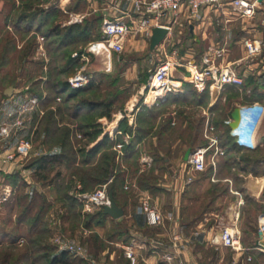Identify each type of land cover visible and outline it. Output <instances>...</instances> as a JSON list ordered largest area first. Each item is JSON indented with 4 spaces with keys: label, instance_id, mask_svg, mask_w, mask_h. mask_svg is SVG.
<instances>
[{
    "label": "rangeland",
    "instance_id": "rangeland-1",
    "mask_svg": "<svg viewBox=\"0 0 264 264\" xmlns=\"http://www.w3.org/2000/svg\"><path fill=\"white\" fill-rule=\"evenodd\" d=\"M24 1L25 0H18V4L16 0H0V101L4 98V93L6 89H9L11 91V94L16 90H20L21 93L24 92L25 94H27V97L33 95L37 96L36 93H41L42 98H44L45 96L52 97L56 94L51 87L53 81H63L67 77L73 75L76 70L81 67H83L87 72L94 71L95 68L97 69V73H93L92 75H94L93 78L97 79L95 80V83L97 81L100 82H97V91L94 93V95L92 93V98H95V100H99L100 98H107L106 89H109L110 93L111 91L116 93L117 90L115 86H119L121 84L115 83L114 76L117 74L116 69L112 68L111 70L110 68L109 71L108 67L105 68L102 65L103 57L89 55V60L88 62H86L85 65H83V63L81 62L80 64L77 63L74 68H72V71L69 74L57 76V74L52 73L51 68L60 67L62 64H64L66 58L64 57V59L58 62L56 61V63H54V60L52 59V57L54 56L53 48H55L56 46L48 45V43H50V38H44L39 32H35L34 29H29L27 31L24 26L20 30H15L13 27L16 21L15 14L18 11L16 12L13 9L11 10V5L12 3H15L14 7L16 8L21 4V2ZM54 1L55 0H30V3L32 5V9L42 7L43 9L48 10L51 8H56V4ZM76 1H78V6H83L81 0H73L67 6V8L73 6ZM67 8L65 9L68 10ZM109 10H111V8H109ZM62 12L64 13V11ZM63 13L62 15H59L54 18L55 23H64L60 24L61 26L68 25L66 23L72 20V18L65 19V14ZM95 15L96 14H93V16ZM110 15L109 17H111ZM179 22L181 23L180 27H182V30H180L181 32L172 34V38L175 36L178 37L180 41L178 43V46L176 48H166V46L164 52L159 51L153 55H150L149 59H146L147 61L145 62V64L147 65V69H150L151 72L154 66L160 60H164L166 58V55L170 57V54L173 50L176 51L175 55H172L174 56L173 59L185 62L189 59L199 61L202 53L207 49L206 45L208 43V40L206 38L205 40H202L203 43H196L191 40L190 35L187 32V24L189 22L193 23L194 18L188 19L184 16V18H180ZM233 23V27L235 28L236 32L238 30L240 32L236 35L237 39L241 38L244 35H248L243 30H241V23L244 22H241L239 19L234 20ZM176 29L177 26H174L173 30L175 31ZM208 30H210L209 32H212V28L209 27ZM180 45L182 47H179ZM81 46H83V44L77 47L71 46L65 50H68L69 52L73 53L74 50L78 51ZM228 49L229 50L227 59L236 61L234 63V67L237 71H239L240 74L244 73V64L248 65L250 63L255 62V60L253 59L243 58L245 56V52L242 48V45L237 42L231 43ZM61 51L63 50H58L56 53L60 54ZM61 55H63V52ZM120 55L122 54L120 53ZM110 57L111 59H113L114 57H116V53H112ZM181 57H183V59ZM237 60H239V62ZM175 68L177 69H174L172 74L174 76L179 72L178 67ZM252 70L253 71L251 73H254L256 71H254V69ZM106 71H109L107 72L109 73L108 75L103 74L106 73ZM99 73L103 74H101V78L99 77ZM251 73H244L245 78L243 80L242 85H240L239 87L226 86L222 91L223 97L212 106H209V101H203V98H199L196 95L192 94L193 92H190V90H185L186 92L184 91V94L173 93L170 97H167L166 95L167 99L165 100L164 98V100L160 101L164 103L158 109V113L162 114L163 116L157 122L155 129L152 133V136H155L157 139L156 145H153L151 147L147 145L146 148L152 149V154L158 155V157H161V155L167 156L171 160L170 164L172 165L174 170L187 169L195 177V180L199 181L198 185L195 184L189 189V191L187 192L188 196L184 199V217L189 220L203 218L204 211H212L214 214L218 215L214 216L207 214V223L217 221L219 222L220 227L224 225H230L232 213H230L229 215L226 212L228 210L229 203L234 200V194H232L230 190L232 188L233 190H235L236 188L241 187L247 177L245 173L241 172L238 169L240 167L238 161L246 156H250L252 158H260L264 156L263 119L258 130L259 145L257 147V150L252 153L232 150V152H230V155L232 156V159H234L235 162H231V166H224L222 164L223 156H220L218 161H220L221 163L220 166L217 168L215 178L213 176V172L209 175V171H205V173H198L192 171L190 169V166L188 164H185L187 162L182 160V155L185 149L188 148V146H190L191 148H195L205 143L203 129L207 117H209V121L214 126V133L219 136L220 134L224 133V128L220 124L221 119L225 115H227L229 111H232L236 104L245 100L258 99L259 95H261V98L264 101V78L259 81L256 79L258 78V75ZM254 88H256V91H253ZM125 94L128 95L129 93H119V95L122 97H125ZM54 100L55 101L52 102L49 99V101H47L45 105L43 104V107L45 108L43 111L54 110L58 103L59 105H62V109L63 107H65V104H62L60 97H57ZM75 101L76 100H72L71 103H74ZM116 105L120 106V104ZM40 108L42 109V107ZM40 108L38 107L37 102L35 110L39 111L40 114H42L43 111L40 110ZM32 111L24 115V119H27V123L23 126L21 130L15 131V129H13L10 136L0 138V152L3 150L4 156L7 152H12L19 138L24 137L28 138L31 141L32 150L29 156L24 159L17 158L14 161L15 166L20 165L19 169H21L22 166L28 164V162H30L32 158L39 156L41 153L46 151L57 150V145H55V142L58 138L64 136L66 129H69L68 139L70 140L73 149L83 147L85 149V139H83L80 136V133L75 130L76 124L74 123L77 122L73 121V119L70 118L69 115H67V111L60 112V114H58V116L56 117L58 122V129L55 134H52L49 131V134L47 135L42 134L41 131L44 128L43 126L48 124V121H45L44 118L40 119V114L39 116H37L36 120L32 119ZM99 118L100 117H98L97 119ZM168 121L169 123L167 124ZM11 123L6 122V124ZM77 134H79V136H77ZM1 136H3L2 133H0V137ZM95 162L96 158L93 163ZM131 163L132 162H123V165L125 167L127 166L128 169H130V171L128 172L129 176L134 174L135 169L137 168L133 164L131 165ZM123 165H121V161H119V168L125 169ZM72 169V167L67 168L65 166H55L49 171H46L45 177L47 180H51L55 173L60 172L59 178L54 183H60V185L67 186L68 183H71L70 181H73L70 186L71 189L68 191L70 194L73 195V193L75 192L74 187L77 184H80L81 189V183L78 180L77 176H73ZM151 170L152 169L149 168L150 173H153V171L151 172ZM262 170L264 171V164L261 165L258 169L259 172H261ZM24 173H28V171ZM32 180L33 182H35V185L39 189V191H41L42 194L48 196V201L52 205V208L47 211L44 217L46 219L45 223L51 230L50 235L44 233L48 243H52L53 245H55L53 242V234L56 231L66 241H69L70 243L79 246L81 248V251L87 256V259H89L91 264H131L130 260L125 257L123 248L107 241H104V244L108 246L103 251L96 253V255H89L88 246L87 243H85L86 239L88 238V235H90L89 232L84 231V229H82L80 226L75 228L71 227V223L69 221L73 220L72 216H69V218L66 219L61 218V213L64 210L60 207V202L57 201L58 199L55 194L57 192L53 190L52 187H50V184L42 185L39 181H35V178L33 177ZM44 181L45 183H48L46 182V180ZM202 183H204V185ZM214 184L216 185L214 186ZM96 187L98 186H95L94 189ZM16 189V193H19V191H25V188L20 186L19 181L17 183ZM134 190L136 191V193L134 192L132 196L128 193L126 194V196L125 194H123V200H125V198H130L129 200H127L135 202L133 200L135 199L138 204V192L135 188ZM245 207L242 206L241 215L239 218V221L241 223L240 229L242 236H247L248 234H251V232L254 231L255 226L257 228V219L259 216L256 217V214L258 211H260V209L257 208V205L255 204H251V207L248 206V208ZM18 211L19 208L17 205H15V200H13L12 203H5L0 207V261L2 258L1 256L4 253L9 252L11 254L9 260L13 262L16 257H18L21 253L25 251V246L27 244L26 240H24L23 243L20 244L16 241H10V238L13 237L12 235H14V233L20 235V237L23 238H26L30 235L28 231V226L26 224H16L14 221V215ZM32 211L35 212L36 207H34ZM92 211H94V209ZM112 219L114 220L111 221L113 224H111L110 221H107L104 227L97 229V232L102 236V238H104L107 231L114 230L115 226L127 225L128 228H131L132 226L129 223L128 219L125 217ZM116 223H118V225ZM145 231L147 232V234L149 233L148 230H143V232ZM34 236L35 235L31 234L32 238ZM129 242L131 241H128V243ZM206 252L210 253L211 251L206 250ZM204 261L205 260H203V263H205ZM263 261L264 260L262 258V260L260 259L259 263L263 264ZM134 264L142 263H138V261L135 259Z\"/></svg>",
    "mask_w": 264,
    "mask_h": 264
},
{
    "label": "crops",
    "instance_id": "crops-1",
    "mask_svg": "<svg viewBox=\"0 0 264 264\" xmlns=\"http://www.w3.org/2000/svg\"><path fill=\"white\" fill-rule=\"evenodd\" d=\"M16 1L18 2V0ZM71 1L73 0L54 1L56 8H59L58 16L62 15V11H64L63 14H65V16H63L65 19L72 18L70 22L66 23L68 25L81 23L84 19L92 20L100 18L103 20L104 18H116L119 16H122L130 25H134L139 19L138 15L132 11L130 3L127 1L81 0L83 6H77L78 8L71 6L67 8ZM228 2L229 0H221L219 5L202 7L200 9L198 15L194 18V22H189L187 24V32L193 42L203 43L202 40H205L206 38L208 40L206 46L222 44L226 41L229 47L231 43L237 42L241 44L242 39L247 36L257 38L264 36V0H258L256 11L252 18L242 19L233 18V16H231ZM109 8H111V10H109ZM93 14L96 15L93 16ZM109 15L111 17H109ZM180 18H184V15L180 16ZM180 18L172 25L171 31L165 35V38L154 49L149 48L151 34L128 35L123 45V50L121 52L122 55H120V53L116 54V57L113 59H111V57L103 58V62L109 60V71L110 68L111 70L112 68L116 69L117 74L114 76L115 83H121L119 86L116 85L119 90L118 93L127 92L129 94H125V97H122L117 93L112 105L110 117L101 116L97 119L96 122L101 126L102 133L94 142H91L87 146V149H91L102 139L104 135H108L109 139L114 141V144L108 149L116 152V161L118 163L121 161V165H123L124 151L121 146V142L116 141L117 138L120 137L121 140L127 144L131 141V139H133V137L136 136L138 131H142L140 138L136 139L133 149L136 153L135 160L138 164L137 170H135L134 174L129 176L128 172L130 169L123 165L125 168L123 170H126L123 186L127 184L125 190L130 191V194H134V192L136 193L134 188L137 190L138 194L147 193L150 196L151 202L154 203L161 211L163 222L158 227H149L145 222L144 215L138 211V204L135 199H133L135 202L128 201L130 198L119 200L120 203L118 206L124 213L121 217L127 218L129 223L132 225L131 228H129L131 234L130 241L134 242V251L136 255L135 259L138 263L174 264L180 262L183 264H260V259L262 260L263 258L264 260V253L260 251H233L228 247L221 246L220 244L212 241L220 226L217 221L207 223L208 221L206 220H208V217H206V215L209 214L217 216L218 214H214L212 211H204L203 218L189 220L184 217V199L187 198V192L189 189L195 184L198 185L199 181H196L195 177L187 169L174 170L170 164L171 160L165 155H161V159L153 161V155L151 154L152 149L146 148L147 145L150 147L156 145L157 139L155 136H152V133L157 122L163 116L158 113V109L164 102L159 101L154 104H147L144 102L151 75V71L150 69H147L145 62L147 61L146 59H149L150 55L159 51L164 52L166 46V48H176L178 46L180 41L177 36L172 38V34L181 32L180 30H182V27H180ZM239 19L241 22H244L241 23V30L248 35H244L237 39L236 35L240 32L239 30L236 32L233 27V22L234 20ZM167 23L168 19L165 16L160 19V25H165ZM58 24L64 23L60 22ZM190 24L193 25L192 32L189 30ZM174 26H177L178 30L176 29L174 31ZM209 27L212 28V32H209ZM90 41L93 40H89V42ZM179 47L182 46L180 45ZM262 57L264 59V52ZM181 58L183 59V57ZM226 60L232 61L229 59ZM102 65L105 66L104 63ZM243 66L244 73H251L253 71L252 69H254V71H256L251 74H257V72L261 71L257 74V80L260 81L264 78L261 66L255 62L248 65L244 64ZM95 70L97 69L95 68ZM109 71H106V73L103 74L108 75L109 73L107 72ZM182 91L179 93H182ZM26 98L27 94L24 92L21 93L20 90H16L12 92V94L11 92L10 94L4 93V98L0 101V133L3 135L0 138H4L6 136L5 123H11L14 120V115L8 117L7 113L11 112L14 114L18 110L19 105L24 102ZM166 99L167 98L165 97V100ZM258 101L264 103L261 99H258ZM116 104H120V106ZM26 123L27 119H25V124ZM123 127H126V129L124 130ZM22 128H18L17 131ZM117 144L120 145L119 149L115 148ZM145 155L150 157L152 160L150 166L148 167H143L141 164V159ZM3 157L4 152L2 150L0 152V173L19 171L27 184L33 185L34 182L32 180V172L30 168L22 166V168L19 169L20 165L15 166L14 161H4ZM149 168L152 169L151 172L153 171V175L155 176V188L153 191L142 189L137 185V177L139 174L143 172L148 173ZM26 171H28V173H24ZM189 177L191 178L190 181L188 180ZM108 181H110V178ZM132 184H134V186ZM202 184L204 185V183ZM35 188L39 191L36 186ZM242 188L244 190L243 192L236 189L233 190V188L230 190L231 193L234 194V200L229 203L228 210L226 211L229 215L232 213L230 225L235 223L239 229L241 226L239 218L242 206H246L248 208V206L251 207V204L254 203L264 205V174L258 176L247 174ZM28 190V186L25 187V191ZM234 191H238L243 199V203L238 206L236 202L239 197L234 193ZM244 195H247L248 200L245 199V197L243 198ZM83 206L84 204L82 203V212L86 213V211H83ZM262 213H264L263 210L258 211L256 217ZM236 214H238V218L235 220ZM110 219H112V217L109 216L108 221H110ZM145 229L148 230V234L146 231V233L143 232ZM84 231L87 230L84 229ZM257 236V232L254 231L247 236H242L241 234V244L244 247H251L255 243ZM174 237L177 238L174 239ZM23 239L25 240V238ZM114 244L123 248L122 246L127 244V242L117 240ZM206 250H210L211 252L207 253ZM166 254H170L173 257L172 260H166L164 258V255ZM247 256L249 257L248 260L246 259ZM76 257L87 259V256L83 252L76 255ZM203 260H205V263H203Z\"/></svg>",
    "mask_w": 264,
    "mask_h": 264
},
{
    "label": "trees",
    "instance_id": "trees-1",
    "mask_svg": "<svg viewBox=\"0 0 264 264\" xmlns=\"http://www.w3.org/2000/svg\"><path fill=\"white\" fill-rule=\"evenodd\" d=\"M80 1V0H79ZM78 1L74 3L73 7H77ZM15 3H12L11 10L18 11L16 15V21L13 25L15 30H20L23 26L28 31L29 29H34L35 32H39L44 38H50V43L48 45H55L54 56L52 59L54 63L66 58L64 64L60 67H52L51 72L60 75L69 74L72 71V68L79 63V59L71 57V52L68 49L71 46L77 47L83 44L85 47L89 40L98 39L101 36V22L100 18H95L92 20L84 19L81 23L78 24H69L61 26L58 23H55V17L58 16L59 11L56 8H51L48 10L43 9L42 7L32 9L30 0H25L21 2L18 7H14ZM42 8V9H41ZM96 23V25H95ZM34 27V28H33ZM11 40V39H10ZM81 46L78 53L83 52L84 47ZM60 50V54L56 52ZM75 51V50H74ZM73 51V52H74ZM63 52V55H61ZM65 52V53H64ZM68 52V53H66ZM74 73V72H73ZM90 80L89 82L80 88H71L67 78L65 80H56L53 81L51 85L52 90L56 93L52 97L42 98L41 93H36L38 97V107L40 110H44L43 104L49 99L54 102L55 98L60 97L62 104H65V107L62 109V105L57 104L54 110L43 111L40 114L39 111H32V119L37 118L40 114V119H45L48 121L47 125H44L42 134L47 135L49 131L52 134L58 129L57 116L62 111H67V115L76 121L75 130L80 133V136L85 139V149L78 148L73 149L70 140L68 139L69 129H66L64 136L58 138L55 142L57 145V150L46 151L41 153L39 156L31 159L28 164L25 165L26 168H30L32 172V177L35 178V181H39L42 185H49L57 193V201L60 202L61 208L64 210L61 214L62 219L73 217V220L69 221L71 227L75 228L80 226L82 229H85L89 232L88 238L85 243L88 246L89 255H96V253L103 251L108 245L104 244V241L114 243L117 240L127 242L131 239V234L127 225H118L115 226V229L112 231H107L104 238L97 232L98 228L105 226L106 222L109 219V215L104 213L103 209L95 208L92 212H82V203L79 202L74 195L70 194L68 191L71 189V183H68L67 186L60 185V183H54L60 176V172L55 173L51 180L46 179V171L54 168L55 166H65L67 168L72 167L73 176L78 177V180L81 183V192H91L95 186L106 183V189L109 194L112 195V198L118 205L119 200L123 199V194H130L131 192L123 188L126 172L125 170L119 168V163L116 161V152L109 150L108 148L114 144L113 140H110L108 135H104L102 139L91 149H87V146L94 142L99 135L102 133L101 126L96 123L97 118L101 116L110 117L111 108L113 102L118 93V87H116V93L109 89L106 90L107 98H100L95 100L92 98V93L97 91V85L100 81L95 83V78L93 73H97L96 70L89 71ZM102 73H99V77ZM103 75V74H102ZM101 78V77H100ZM97 84V85H96ZM258 86V85H257ZM184 89V90H183ZM183 94L186 91L193 92L192 94L196 95L199 98H203V101H208L209 92L208 89L202 93H198L195 88L188 83H183L182 85ZM186 90V91H185ZM185 91V92H184ZM253 91H256L254 88ZM114 93V94H113ZM197 93V94H196ZM119 94V93H118ZM171 94H167V97H170ZM258 99H261V95L258 96ZM251 99V100H258ZM72 100H76L74 103H71ZM202 103V102H201ZM200 103V104H201ZM231 113L229 111L221 119V126L224 128V133L218 136L220 146L223 148V162L224 166H231V162H235L230 155V152L233 151H243L247 153H252L257 150H244L232 143V140L229 136V128L223 123V120ZM46 117V118H45ZM96 118V119H95ZM39 119V120H40ZM170 121V120H169ZM167 122V124L169 123ZM42 124V123H41ZM217 124V123H215ZM124 130L126 127H123ZM142 131H138L135 137L131 139L129 143H124L120 137L116 141L121 142V146L124 151L123 160L124 162H132L134 166L138 167V164L135 160L136 153L133 151L134 144L137 138H140ZM190 147V146H188ZM191 148V147H190ZM193 149V148H191ZM152 154V150H151ZM153 161L161 159L158 155L152 154ZM80 156V157H78ZM97 156V157H96ZM96 158V162L93 161ZM239 170L243 173L252 174L255 176L264 174V171H258L261 165L264 164V156L252 158L246 156L241 158L239 161ZM220 161H217L216 168L213 171L211 166H207L204 171L198 173H205L209 171V175L212 174L214 178L216 177L217 168L220 166ZM137 170V168L135 169ZM208 175V176H209ZM3 183L8 184L12 188V193L10 199L7 203H12L15 200V205L18 206L19 211L14 215V221L16 224H26L28 226L29 236L25 238L27 244L25 246V251L21 253L18 257L14 259L13 262L9 260L11 254L9 252L4 253L1 257L0 264H91L89 259L79 258L73 254L67 252L66 250L59 249L56 245L47 242V238L44 233L51 234L50 228L45 223L46 219L45 214L52 205L48 201V196L42 194L41 191H38L33 183V185H28L27 182L23 179L19 171L11 173H0ZM110 178V181L108 179ZM237 179V177H236ZM48 183H45V181ZM20 182V186L25 188L28 186V191H19L17 190V183ZM241 181V180H240ZM242 182V181H241ZM155 176L153 173H140L137 177V185L142 189H147L153 191L155 186ZM216 184H214L215 186ZM236 190L243 192V188L238 187ZM213 195V194H212ZM132 196V194H131ZM213 197V196H212ZM245 199L248 200L247 195H244ZM257 205V208L264 211V205ZM36 207V211L33 212V208ZM71 217V218H72ZM114 221L110 219V222ZM111 224H113L111 222ZM254 232H257V228L254 229ZM32 235H35L33 238ZM13 237L10 238V241H16L20 235L14 233ZM46 238V239H45ZM253 246V245H252Z\"/></svg>",
    "mask_w": 264,
    "mask_h": 264
},
{
    "label": "built area",
    "instance_id": "built-area-1",
    "mask_svg": "<svg viewBox=\"0 0 264 264\" xmlns=\"http://www.w3.org/2000/svg\"><path fill=\"white\" fill-rule=\"evenodd\" d=\"M127 1L131 5L132 11L138 15L139 19L134 25H130L122 16L116 18H104L101 23V36L87 43L84 51H77L71 54V57L79 59L83 65L88 62L89 55L110 57L112 53L119 54L123 50L124 42L128 35H139L152 33L155 26L165 27L167 33L171 31L172 25L176 23L180 16L185 18H195L202 7L219 5L221 0H116ZM258 0H229L231 15L233 18H252L256 11ZM168 19V23L160 25L162 17ZM42 39V38H41ZM245 52L244 58L253 59L255 63L261 66L264 74V36L263 37H244L241 42ZM41 48V46H40ZM228 44L224 41L222 44L208 45L202 53L200 60L192 59L185 62L173 59L176 51L173 50L170 57L166 55L164 60H160L153 68L150 80L148 82L147 92L144 102L154 104L164 100L167 94L179 93L182 91L183 83L191 84L196 91L202 93L206 89L209 92V106L214 105L222 96V91L226 86L239 87L242 85L245 74H240L234 67L236 61H227ZM239 62V60H237ZM179 72L174 76L173 70ZM261 71L257 72L259 74ZM90 80V73L83 67L78 68L76 72L67 78L71 88H80L85 86ZM38 97L33 95L27 97L19 105L18 110L13 114L7 113L8 117L14 115L11 124L5 123V134L10 135L12 130L17 131L25 124L24 115L35 110ZM239 110V119L234 127H230L233 121L230 114L223 120V123L229 128V136L232 143L244 150H251L258 147V130L264 119V103L258 100H245L236 104ZM206 113V112H205ZM207 120L203 129L205 143L191 149L187 164L194 172H201L207 166L213 170L216 168L217 161L223 155V148L220 146L218 135L214 133V126ZM79 136V134H77ZM116 149L120 145L115 146ZM32 150V143L28 138L21 137L18 139L14 149L7 152L3 158L4 161H15L17 158L24 159L29 156ZM151 158L144 156L141 159L143 167L151 164ZM190 177L188 180L190 181ZM127 184L123 187L126 188ZM134 186V184H132ZM12 188L3 183L0 176V207L10 199ZM234 193L239 197L237 206L243 203V199L238 191ZM74 197L84 204L83 211L90 212L95 208L109 206L111 197L106 189V183L99 185L91 192H81L80 184L75 186ZM138 211L144 215L145 222L149 227H158L163 222V216L159 208L151 202L147 193H139ZM238 214L235 215V220ZM261 232V235L258 232ZM257 239L251 247H244L241 244V232L237 224L222 226L215 233L212 241L221 246L228 247L233 251H250L257 250L264 253V213L260 214L257 219ZM177 237H174L176 239ZM53 242L60 249L66 250L74 256L80 254L81 248L69 241H66L58 232L53 234ZM22 237L16 240L17 243H23ZM123 247V252L131 264L135 262L134 242L131 241ZM168 261L172 260L170 254L164 255ZM248 260L249 257L247 256ZM183 264V263H174Z\"/></svg>",
    "mask_w": 264,
    "mask_h": 264
},
{
    "label": "water",
    "instance_id": "water-1",
    "mask_svg": "<svg viewBox=\"0 0 264 264\" xmlns=\"http://www.w3.org/2000/svg\"><path fill=\"white\" fill-rule=\"evenodd\" d=\"M192 28L193 25L190 24L189 25V30L190 32H192ZM167 34V29L165 27H161V26H155L152 28V33L150 36V43H149V48L150 49H154L164 38L165 35ZM10 90L6 89L5 93L6 94H10ZM231 118L233 119V121L230 123V127H234L236 126L238 119H239V110L237 107H234L233 110L230 113ZM191 153V148L188 147L185 149L183 155H182V160L187 162L189 155ZM111 197V203L109 206H103L102 209L104 211V213L108 214L110 217L112 218H119L122 216V210L120 207H118L115 203V201L112 198V195L110 194ZM259 235H261V232H258Z\"/></svg>",
    "mask_w": 264,
    "mask_h": 264
},
{
    "label": "bare ground",
    "instance_id": "bare-ground-1",
    "mask_svg": "<svg viewBox=\"0 0 264 264\" xmlns=\"http://www.w3.org/2000/svg\"><path fill=\"white\" fill-rule=\"evenodd\" d=\"M106 55L105 54H102L101 57H105ZM108 58V57H107ZM109 61V60H108ZM108 61H104L103 63L105 64L104 67H108ZM109 68V67H108Z\"/></svg>",
    "mask_w": 264,
    "mask_h": 264
}]
</instances>
